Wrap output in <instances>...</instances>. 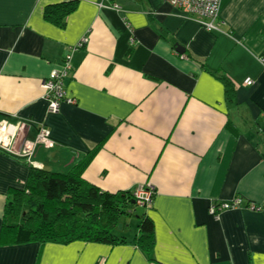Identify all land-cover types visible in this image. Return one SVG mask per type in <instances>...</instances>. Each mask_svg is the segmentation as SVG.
Listing matches in <instances>:
<instances>
[{
    "label": "crops",
    "instance_id": "crops-1",
    "mask_svg": "<svg viewBox=\"0 0 264 264\" xmlns=\"http://www.w3.org/2000/svg\"><path fill=\"white\" fill-rule=\"evenodd\" d=\"M67 2L64 25L45 19ZM217 27L166 0H0V122L50 130L35 169L74 170L113 195L151 188L155 227L151 256L139 230L117 245L0 237V264H264V0H221ZM66 59L74 102L50 114L43 84ZM31 163L0 151V236ZM236 197L244 206L210 213Z\"/></svg>",
    "mask_w": 264,
    "mask_h": 264
},
{
    "label": "trees",
    "instance_id": "trees-1",
    "mask_svg": "<svg viewBox=\"0 0 264 264\" xmlns=\"http://www.w3.org/2000/svg\"><path fill=\"white\" fill-rule=\"evenodd\" d=\"M76 7V2L51 5L45 8L44 16L48 21L64 25ZM262 36L264 39V30ZM223 81L227 98L231 100L232 84L228 79ZM14 192L15 199L8 203L0 236L4 244L126 243L124 237L116 236L113 231L122 215L128 213L126 203L134 201L131 193L113 195L101 192L82 180L74 170L54 173L33 167L25 189ZM138 230L139 236L133 242L143 253L151 256L155 245L152 219L144 215Z\"/></svg>",
    "mask_w": 264,
    "mask_h": 264
},
{
    "label": "built area",
    "instance_id": "built-area-1",
    "mask_svg": "<svg viewBox=\"0 0 264 264\" xmlns=\"http://www.w3.org/2000/svg\"><path fill=\"white\" fill-rule=\"evenodd\" d=\"M171 6L180 9L184 13L202 19V26L209 32L218 31L217 22L219 21V11L221 0H166ZM84 39L82 42H86ZM134 38L131 42H134ZM82 44V43H81ZM82 46V45H80ZM264 63V59H263ZM71 69L69 59L64 61L61 68L53 69L50 77L44 81L45 99L48 103V113L56 114L60 111L61 104L67 102L72 104L74 101L67 97L65 90V79ZM248 81V85H252ZM30 123L26 122H0V151L18 159L31 163L38 147L42 146L51 149L55 146L51 138V132L45 127H38L35 138H29ZM32 164V163H31ZM38 166L37 164L34 167ZM134 201L137 206L149 208L153 204V190L149 187L139 189L134 193ZM244 206V199L236 197L225 203H217L210 207V213L217 217L220 212L238 209ZM248 209L259 211L260 207L255 204H247Z\"/></svg>",
    "mask_w": 264,
    "mask_h": 264
},
{
    "label": "rangeland",
    "instance_id": "rangeland-1",
    "mask_svg": "<svg viewBox=\"0 0 264 264\" xmlns=\"http://www.w3.org/2000/svg\"><path fill=\"white\" fill-rule=\"evenodd\" d=\"M32 141H36V138L35 137H31L30 138ZM35 164H32L33 168H37V167H34ZM133 212L132 215L130 216H124L122 217L121 221H120V225H122V223H127L130 227L129 228H125V230L123 231H120V228L118 227V229H116L114 231V234L118 237H126V238H132V236H134V234L137 233L138 231V223H139V220L140 218H142L145 214V211H144V208H141L139 206H136L135 204H131L130 207H129Z\"/></svg>",
    "mask_w": 264,
    "mask_h": 264
},
{
    "label": "water",
    "instance_id": "water-1",
    "mask_svg": "<svg viewBox=\"0 0 264 264\" xmlns=\"http://www.w3.org/2000/svg\"><path fill=\"white\" fill-rule=\"evenodd\" d=\"M177 52L180 53V54H184L185 50L182 47L180 48V46L178 45L177 46Z\"/></svg>",
    "mask_w": 264,
    "mask_h": 264
}]
</instances>
